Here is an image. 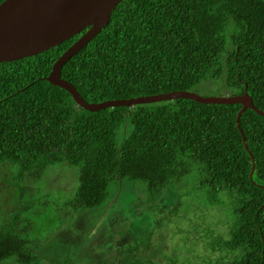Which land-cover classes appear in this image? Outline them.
I'll return each instance as SVG.
<instances>
[{"label": "trees", "instance_id": "trees-1", "mask_svg": "<svg viewBox=\"0 0 264 264\" xmlns=\"http://www.w3.org/2000/svg\"><path fill=\"white\" fill-rule=\"evenodd\" d=\"M87 29L47 51L0 62V189L5 171L22 188L64 162L78 168L68 203L88 209L102 206L119 180L145 181L154 192L194 172L191 189L228 208V237L214 243L226 254L210 264H264V115L247 108L240 116L249 152L236 121L239 103L176 98L99 111L76 106L45 77ZM61 76L91 103L193 91L215 80L229 94L247 91L264 110V0H122ZM126 123L132 130L119 141ZM16 202L13 215L0 212V264H41Z\"/></svg>", "mask_w": 264, "mask_h": 264}, {"label": "rangeland", "instance_id": "rangeland-1", "mask_svg": "<svg viewBox=\"0 0 264 264\" xmlns=\"http://www.w3.org/2000/svg\"><path fill=\"white\" fill-rule=\"evenodd\" d=\"M193 91L229 94L215 80L202 81ZM131 130L126 123L119 141ZM12 175L10 170L3 173L0 212L19 211L20 198L25 208L20 224L37 239L41 264H127V257L131 264H210L225 257L214 243L228 237V208L209 205L191 189L194 172L154 192L145 181L119 180L108 186L110 195L102 206L88 209H73L68 203L79 185L75 166L50 165L40 179L24 180L22 188ZM3 264L19 263L11 259Z\"/></svg>", "mask_w": 264, "mask_h": 264}, {"label": "water", "instance_id": "water-1", "mask_svg": "<svg viewBox=\"0 0 264 264\" xmlns=\"http://www.w3.org/2000/svg\"><path fill=\"white\" fill-rule=\"evenodd\" d=\"M122 0H3L0 2V62L22 59L47 51L58 46L74 35L81 34L53 63L45 77L51 84L69 92L76 106L89 111H99L116 106L133 107L138 104L187 98L200 103H219L242 105L236 121L246 145V139L240 127V116L252 108L260 115L264 110L254 105L247 91L242 94L220 96H202L191 90H174L165 93L113 98L102 102H88L76 87L62 78L61 69L66 62L88 41H90L110 21L111 13ZM249 151V150H248ZM250 152V151H249ZM250 172L252 178L255 163Z\"/></svg>", "mask_w": 264, "mask_h": 264}, {"label": "clouds", "instance_id": "clouds-1", "mask_svg": "<svg viewBox=\"0 0 264 264\" xmlns=\"http://www.w3.org/2000/svg\"><path fill=\"white\" fill-rule=\"evenodd\" d=\"M60 45V44H59ZM54 48V47H53ZM59 57V56H58Z\"/></svg>", "mask_w": 264, "mask_h": 264}]
</instances>
